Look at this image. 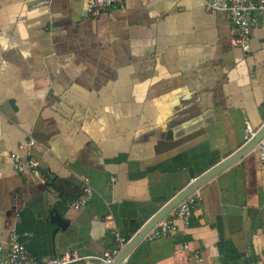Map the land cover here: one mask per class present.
I'll use <instances>...</instances> for the list:
<instances>
[{
  "label": "crops",
  "instance_id": "obj_1",
  "mask_svg": "<svg viewBox=\"0 0 264 264\" xmlns=\"http://www.w3.org/2000/svg\"><path fill=\"white\" fill-rule=\"evenodd\" d=\"M231 30L205 0H117L96 18L85 0H0V243L101 254L241 150L246 122L264 127V21L249 50ZM13 152L39 171L17 172ZM198 189L191 224L144 236L127 264H264L256 148Z\"/></svg>",
  "mask_w": 264,
  "mask_h": 264
},
{
  "label": "built area",
  "instance_id": "obj_2",
  "mask_svg": "<svg viewBox=\"0 0 264 264\" xmlns=\"http://www.w3.org/2000/svg\"><path fill=\"white\" fill-rule=\"evenodd\" d=\"M86 11L92 17H100L103 13L117 6V0H85ZM205 6L208 10L228 12L232 21L231 40L234 46L241 47L244 50L250 49V40L252 29L264 21V0H205ZM262 128L256 129L247 121L245 129V142H251ZM36 144V139L30 137L28 140L19 144L21 149L29 150ZM259 160L264 168V137L255 145ZM11 157L14 162V168L17 172L26 174L27 172L37 173L40 163L34 157L23 158L17 152H13ZM115 179V178H114ZM197 178H193L191 183ZM189 184V185H190ZM87 195L75 201V207H81L87 203L91 186L85 188ZM201 197L199 189H195L187 195L169 214L160 220L146 235L148 240H155L165 236H170L179 231L180 225L187 227L191 224L193 210ZM131 237L116 232V245L105 252L93 256L80 254L77 251H66L61 255L47 257L42 260L31 258L26 244L18 239L16 234H11L7 241V248L4 243H0V252L7 251L6 257L0 260V264H76L87 260L90 264H114L116 258L127 247ZM189 244L185 243L184 248ZM6 248V249H5ZM195 256L200 258L199 253ZM120 264H127L125 258Z\"/></svg>",
  "mask_w": 264,
  "mask_h": 264
},
{
  "label": "water",
  "instance_id": "obj_3",
  "mask_svg": "<svg viewBox=\"0 0 264 264\" xmlns=\"http://www.w3.org/2000/svg\"><path fill=\"white\" fill-rule=\"evenodd\" d=\"M264 137V127L260 130V132L256 135V137L246 144L241 150L232 155L227 160L221 162L215 168L198 178L195 182L190 184L186 189H184L181 193H179L176 197H174L160 212L152 218V220L147 224V226L139 232L127 245V247L122 251V253L116 258L114 264H120L130 253V251L143 239L146 233L153 228L162 218H164L167 214H169L187 195H189L192 191L199 188L203 183L207 180L218 174L220 171L228 167L233 162L237 161L241 157H243L246 153L252 150L257 142ZM40 169V167H39ZM50 219L53 222L58 223L60 226L65 227L68 223L66 219L54 208L50 211Z\"/></svg>",
  "mask_w": 264,
  "mask_h": 264
}]
</instances>
